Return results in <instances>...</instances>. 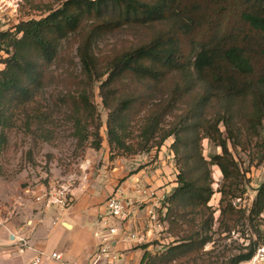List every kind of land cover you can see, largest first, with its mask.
Returning <instances> with one entry per match:
<instances>
[{
    "label": "trees",
    "instance_id": "16d2710c",
    "mask_svg": "<svg viewBox=\"0 0 264 264\" xmlns=\"http://www.w3.org/2000/svg\"><path fill=\"white\" fill-rule=\"evenodd\" d=\"M58 1L43 17L0 30V153L20 117L46 119L36 105L52 100L46 96L52 87L62 93L76 143L100 149L97 89L107 111L110 160L158 150L174 138L176 187L162 204L173 240L160 252L145 251L142 264H203L211 253L205 247L215 244V222L216 234L231 233L264 209V181L247 216L234 204L245 173L229 149L260 134L264 147V0ZM116 36L125 43L98 50ZM197 81L204 91L191 97ZM240 97H251L248 112L234 107ZM203 139L221 153L207 160ZM213 166L222 175L217 218L209 204ZM249 226V244L229 264L255 253L258 240Z\"/></svg>",
    "mask_w": 264,
    "mask_h": 264
},
{
    "label": "crops",
    "instance_id": "0c3cea01",
    "mask_svg": "<svg viewBox=\"0 0 264 264\" xmlns=\"http://www.w3.org/2000/svg\"><path fill=\"white\" fill-rule=\"evenodd\" d=\"M101 150L105 152L102 165L97 167L91 153L81 163L87 171L77 176L73 201L67 208L46 209L30 193L14 198L0 218V264H32V258L40 251L59 253L63 258L46 259L42 264H91L99 255L97 232L107 226L116 227L118 232L108 236V253L101 254L95 264H142L144 252L154 251L153 245L146 249L142 246L154 239L164 243L160 236L165 222L161 217L152 221L150 212L161 213L164 198L176 187L170 142L160 148L153 163L145 162L143 167L125 158L109 166L105 142ZM113 195L131 203L128 215L101 221L105 203ZM22 239L28 241L29 248L19 251Z\"/></svg>",
    "mask_w": 264,
    "mask_h": 264
},
{
    "label": "rangeland",
    "instance_id": "374dc122",
    "mask_svg": "<svg viewBox=\"0 0 264 264\" xmlns=\"http://www.w3.org/2000/svg\"><path fill=\"white\" fill-rule=\"evenodd\" d=\"M4 1L7 4L5 13H8L11 18L6 25L0 26V30L11 27L18 20L41 18L49 7L55 8L59 3L58 0ZM12 19L13 21H11ZM120 37L116 36L107 42L99 43L98 50L106 51L111 44L125 43L126 40L120 39ZM0 56V59H2L5 57V54L2 53ZM193 90L194 95L191 97H196V94H201L202 91H204V89L201 90V83L198 81L194 83ZM47 95L49 98H52V100H40L36 105L41 112L47 114V117H45L46 119L40 123L34 120L28 123L20 117L16 125L7 131L8 145L7 148L0 153V218L4 216V210L12 204L14 198L26 195V190L29 187L49 186L50 184H57L68 180H75L74 185H77V176L87 171L81 167V163L86 161L88 153H91L92 157H96L97 167L103 163L102 158L105 152L101 150L102 147L98 150L88 145L81 148L70 135L69 118L67 117V112L64 111L65 107L63 106V101L59 99L62 95L60 89L52 87L49 89V92H47L46 96ZM236 100L237 101L233 103L238 111L240 110L241 113H243L250 110L251 104L249 100H251V97H240ZM93 102L103 123L100 130L104 139L103 142L108 146L106 143L107 129L105 125L107 111L102 106L97 89H95V98ZM36 106L32 105L29 108L28 112L30 116L33 115ZM221 128L223 130L222 126ZM255 135L256 134H254V136ZM262 136V134L257 135L251 139L250 142L248 141L249 139H245L247 143H245L243 147L237 145L236 150H233L229 144L230 151L245 173L241 197L234 199V204L237 205V208L241 207L245 209L246 216L255 200L257 189L264 181V160L259 161L264 152V147L259 144L260 141H263ZM90 140L91 139H89V142ZM173 140V137L168 138L163 146L166 142H170L171 144ZM201 144L203 154L207 160H209L210 154L221 153L220 148L212 144L208 139H203ZM159 150L160 149L157 150L153 148L148 152H142L134 156H119L115 157L113 160H110V153L108 152L109 166L113 161L125 158L126 160H131L133 164H139L138 167H143L146 165L144 164L145 162L150 164L157 159V152ZM165 161H168V159H165ZM173 161V166L176 168L174 180V182H176L178 169L175 164L174 156ZM221 179L222 175L220 171L216 166H213L212 187L214 193L209 204L216 209L215 218L219 215L217 208L220 194L217 192V189ZM217 226L218 223L215 222L213 226L215 244L209 243L205 247V250H211V253L205 256L206 262H203V264L232 263L231 261L239 254L240 248L249 244V240L247 239L249 236L247 230L248 226L250 228H255L251 233L253 234V240H258L257 247L264 244V209L258 216L253 217L252 221L241 220L236 229L231 231V233L225 232L216 234L215 230H217ZM166 229L167 224L165 222L161 231L163 233H161L160 236L164 243H160L156 239L152 240L149 245L154 246V251H150L151 253L160 252L173 240V238L167 234Z\"/></svg>",
    "mask_w": 264,
    "mask_h": 264
},
{
    "label": "built area",
    "instance_id": "2783aa9c",
    "mask_svg": "<svg viewBox=\"0 0 264 264\" xmlns=\"http://www.w3.org/2000/svg\"><path fill=\"white\" fill-rule=\"evenodd\" d=\"M7 4L4 0H0V26L6 25L8 20L11 18L10 15L5 13L7 9ZM75 180L63 181L57 184H50L49 186H40L41 188L35 190L34 188H28L26 193H30L35 202L41 203L44 208H49L56 206L59 209L67 208L73 201L72 198V189L75 187ZM131 203L122 198L121 196L113 195L109 197L105 203V209L101 216V221L107 222L108 219H123L128 215V208ZM166 212V207L162 206L161 214H155L150 212L151 220L157 222L159 218H163ZM118 232L116 227L107 226L103 231H98L97 236L99 239V255L96 256L95 260L91 264H95L96 261L100 258L101 254H107L110 241L108 236L114 235ZM29 248L27 240H21L19 251ZM46 259H53L57 261H62V255L59 253H50L37 252L32 258V264H42ZM68 264V263H64ZM239 264H264V244L259 245L256 248L253 256Z\"/></svg>",
    "mask_w": 264,
    "mask_h": 264
}]
</instances>
